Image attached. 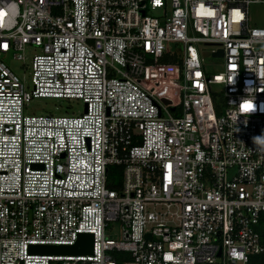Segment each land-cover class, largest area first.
<instances>
[{"label": "built area", "instance_id": "obj_1", "mask_svg": "<svg viewBox=\"0 0 264 264\" xmlns=\"http://www.w3.org/2000/svg\"><path fill=\"white\" fill-rule=\"evenodd\" d=\"M250 3L264 0H0V264H264V26ZM34 97L84 109L28 113ZM81 232L90 252L31 248Z\"/></svg>", "mask_w": 264, "mask_h": 264}, {"label": "rangeland", "instance_id": "obj_2", "mask_svg": "<svg viewBox=\"0 0 264 264\" xmlns=\"http://www.w3.org/2000/svg\"><path fill=\"white\" fill-rule=\"evenodd\" d=\"M250 23L253 25L264 26V3H250L248 7ZM168 47L178 52L182 51V43L170 41L167 43ZM201 55L203 56V63L209 72H214L222 69L223 59L214 57L208 52V46L200 44ZM29 50V48H28ZM31 52V50H30ZM7 62L10 68L21 78L24 79L27 85L30 84V67L24 68L22 61L11 56L7 57ZM29 62V59H26ZM216 87L217 85H212ZM177 85L165 84L164 96H169V99L177 98L175 91ZM166 101H169L166 99ZM25 111L28 113H40L45 109H53L54 113L64 112L66 109L69 113H80L84 109L83 101L81 98H62V97H34L27 101L25 104ZM117 226L113 225L111 231L116 232ZM234 264H243L241 261H236Z\"/></svg>", "mask_w": 264, "mask_h": 264}, {"label": "water", "instance_id": "obj_3", "mask_svg": "<svg viewBox=\"0 0 264 264\" xmlns=\"http://www.w3.org/2000/svg\"><path fill=\"white\" fill-rule=\"evenodd\" d=\"M215 53L221 55L222 50L218 49ZM31 248L50 252H90L92 250V233H79L78 239L72 244H32Z\"/></svg>", "mask_w": 264, "mask_h": 264}, {"label": "trees", "instance_id": "obj_4", "mask_svg": "<svg viewBox=\"0 0 264 264\" xmlns=\"http://www.w3.org/2000/svg\"><path fill=\"white\" fill-rule=\"evenodd\" d=\"M163 62L165 63H170L172 61H176V57L173 54H165L164 57L161 58ZM154 75H162V74H167L169 71L167 68H164L162 71H155V70H150ZM107 175H108V183L110 185H117L119 184V180L121 178V165L119 164H110L108 166L107 170ZM256 257H252L248 264H254Z\"/></svg>", "mask_w": 264, "mask_h": 264}, {"label": "snow or ice", "instance_id": "obj_5", "mask_svg": "<svg viewBox=\"0 0 264 264\" xmlns=\"http://www.w3.org/2000/svg\"><path fill=\"white\" fill-rule=\"evenodd\" d=\"M251 107V105H245V108L247 109V108H250Z\"/></svg>", "mask_w": 264, "mask_h": 264}]
</instances>
